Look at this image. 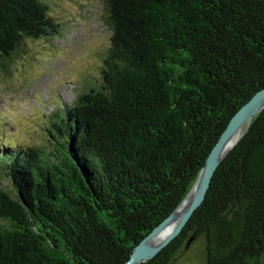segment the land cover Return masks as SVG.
Masks as SVG:
<instances>
[{"label": "trees", "instance_id": "1", "mask_svg": "<svg viewBox=\"0 0 264 264\" xmlns=\"http://www.w3.org/2000/svg\"><path fill=\"white\" fill-rule=\"evenodd\" d=\"M112 44L36 145H0V264H126L264 90V0H106ZM45 0H0V68L53 38ZM205 264H264V110L182 234Z\"/></svg>", "mask_w": 264, "mask_h": 264}, {"label": "rangeland", "instance_id": "2", "mask_svg": "<svg viewBox=\"0 0 264 264\" xmlns=\"http://www.w3.org/2000/svg\"><path fill=\"white\" fill-rule=\"evenodd\" d=\"M53 38L27 40L8 71L0 68V145H36L44 124L71 107L112 44L106 0H45ZM183 243L174 264H205L202 242Z\"/></svg>", "mask_w": 264, "mask_h": 264}, {"label": "water", "instance_id": "3", "mask_svg": "<svg viewBox=\"0 0 264 264\" xmlns=\"http://www.w3.org/2000/svg\"><path fill=\"white\" fill-rule=\"evenodd\" d=\"M264 110V90L258 92L231 120L227 129L219 139L216 146L211 151L208 156L205 165L203 166L201 172L199 173L195 182L199 181L198 190L193 198V200L186 207L180 222L175 227V229L159 244L151 245L150 240L163 228L167 223L177 215L180 207L185 202L187 196L183 199L177 209L173 214L168 217L157 229H155L148 237H146L133 251L130 259L126 264H144L153 260L160 252H162L166 247H168L176 238H178L184 228L188 224L189 220L194 215L195 211L200 208L207 196L210 189L212 179L227 155L235 148V146L240 142V140L245 136L248 130L244 133L241 139L234 145L229 147V141L234 133L238 130L241 123L246 116H250L253 121L262 111ZM252 121V122H253ZM192 189V188H191Z\"/></svg>", "mask_w": 264, "mask_h": 264}, {"label": "bare ground", "instance_id": "4", "mask_svg": "<svg viewBox=\"0 0 264 264\" xmlns=\"http://www.w3.org/2000/svg\"><path fill=\"white\" fill-rule=\"evenodd\" d=\"M253 119L250 116H246L243 122L241 123L240 127L238 130L234 133V135L231 137V140L229 141V147L231 145H235L241 137L244 135V133L248 130L252 123ZM199 187V181H197L192 190L190 191L189 195L187 196L185 202L183 205L180 207L177 215L175 216L174 219H172L169 223H167L161 230L150 240L151 245H157L160 242H162L178 225L180 222V219L188 206V204L193 200L197 190Z\"/></svg>", "mask_w": 264, "mask_h": 264}]
</instances>
